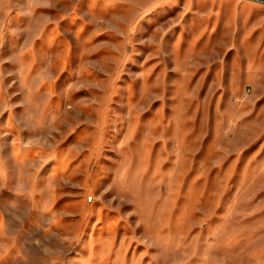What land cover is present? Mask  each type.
Wrapping results in <instances>:
<instances>
[{
    "label": "rangeland",
    "instance_id": "obj_1",
    "mask_svg": "<svg viewBox=\"0 0 264 264\" xmlns=\"http://www.w3.org/2000/svg\"><path fill=\"white\" fill-rule=\"evenodd\" d=\"M0 264H264V0H0Z\"/></svg>",
    "mask_w": 264,
    "mask_h": 264
}]
</instances>
